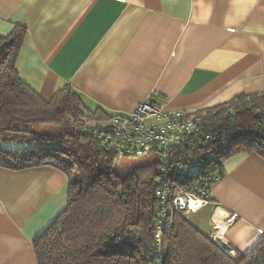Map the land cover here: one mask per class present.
I'll use <instances>...</instances> for the list:
<instances>
[{"label": "crops", "instance_id": "0c3cea01", "mask_svg": "<svg viewBox=\"0 0 264 264\" xmlns=\"http://www.w3.org/2000/svg\"><path fill=\"white\" fill-rule=\"evenodd\" d=\"M27 29L17 69L43 98L71 87L90 111L128 116L139 103L195 113L264 91V0H0V35ZM211 203L187 214L222 230L230 252L264 239V160L224 163ZM68 177L52 166L0 167V264H37L33 243L66 209Z\"/></svg>", "mask_w": 264, "mask_h": 264}, {"label": "trees", "instance_id": "16d2710c", "mask_svg": "<svg viewBox=\"0 0 264 264\" xmlns=\"http://www.w3.org/2000/svg\"><path fill=\"white\" fill-rule=\"evenodd\" d=\"M26 37L21 26L0 35V167L52 166L68 177L66 209L33 243L37 264H264V239L249 253L232 256L180 211L169 212L158 245L156 159L123 167L125 159L116 161L114 151L79 129L113 116L87 109L69 86L45 99L27 85L17 69ZM191 115L214 139L185 153L212 185L235 154L264 160V91Z\"/></svg>", "mask_w": 264, "mask_h": 264}, {"label": "built area", "instance_id": "2783aa9c", "mask_svg": "<svg viewBox=\"0 0 264 264\" xmlns=\"http://www.w3.org/2000/svg\"><path fill=\"white\" fill-rule=\"evenodd\" d=\"M166 104L151 101L139 103L128 116H113L106 124L90 127L82 126L83 132H91L101 145L116 153V161L126 158L155 156L159 174V184L155 191L160 207V221L156 233L158 245L161 243L162 230L169 212L180 211L184 214L198 212L211 203L209 179L200 177V167L191 158L192 145H204L213 140L206 134L200 119L187 112H168ZM154 123L150 126L147 121ZM184 148V149H183ZM182 152V153H178ZM214 155V153H213ZM189 157V158H188ZM193 202L198 205L194 208ZM237 214L228 215L224 225L215 219V234L212 239L229 255L223 244V236H218L225 226H231Z\"/></svg>", "mask_w": 264, "mask_h": 264}, {"label": "rangeland", "instance_id": "374dc122", "mask_svg": "<svg viewBox=\"0 0 264 264\" xmlns=\"http://www.w3.org/2000/svg\"><path fill=\"white\" fill-rule=\"evenodd\" d=\"M153 123L154 122L152 120L147 121L148 126L152 125ZM154 158H155V156L126 158L120 164L123 167H133V166H139V165H146V164L151 163ZM187 216H188V218L190 217L189 215H187Z\"/></svg>", "mask_w": 264, "mask_h": 264}, {"label": "bare ground", "instance_id": "6f19581e", "mask_svg": "<svg viewBox=\"0 0 264 264\" xmlns=\"http://www.w3.org/2000/svg\"><path fill=\"white\" fill-rule=\"evenodd\" d=\"M198 204L196 202H193V206L194 208L197 206Z\"/></svg>", "mask_w": 264, "mask_h": 264}, {"label": "water", "instance_id": "95a60500", "mask_svg": "<svg viewBox=\"0 0 264 264\" xmlns=\"http://www.w3.org/2000/svg\"><path fill=\"white\" fill-rule=\"evenodd\" d=\"M260 116H261L260 114H257V115H256V117H258V118H260ZM227 249L229 250V248H227ZM229 251H230V250H229Z\"/></svg>", "mask_w": 264, "mask_h": 264}]
</instances>
